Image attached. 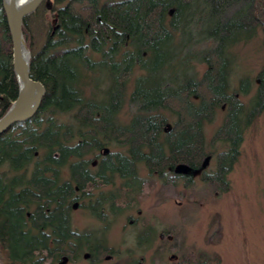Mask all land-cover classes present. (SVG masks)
Here are the masks:
<instances>
[{
	"label": "trees",
	"instance_id": "trees-1",
	"mask_svg": "<svg viewBox=\"0 0 264 264\" xmlns=\"http://www.w3.org/2000/svg\"><path fill=\"white\" fill-rule=\"evenodd\" d=\"M43 8L57 22L36 50L29 25ZM259 29L264 40V0H45L26 16L31 75L46 93L33 117L0 135V264H70L84 255L88 264H141L105 235L107 208L121 212L150 185L142 166L186 185L203 170L206 182L228 192L245 129L264 111V66L247 107L239 94L250 92L251 79L229 88L230 49ZM17 95L0 0V117ZM220 108L213 142L228 148L207 172L205 124ZM74 207L89 209L104 229L73 228ZM209 232L210 242L223 237L219 213ZM206 262L220 264L221 256L200 251L195 262L177 264Z\"/></svg>",
	"mask_w": 264,
	"mask_h": 264
},
{
	"label": "rangeland",
	"instance_id": "rangeland-1",
	"mask_svg": "<svg viewBox=\"0 0 264 264\" xmlns=\"http://www.w3.org/2000/svg\"><path fill=\"white\" fill-rule=\"evenodd\" d=\"M56 22L55 13L44 8L33 16L29 28L36 50ZM263 42L259 29L251 39L230 49L229 88L234 91L242 78L251 79L250 92L239 94L247 107L257 91V74L264 66ZM124 111L123 117L127 120L129 108ZM224 115L225 108H220L213 121L205 124L207 150L213 152L204 168L207 172L216 169L217 153L228 148L225 142H213ZM203 174V170L196 172L186 185L185 178L165 182L140 167V176L148 179L150 185L141 196L131 194V203L121 212L112 213L107 208L110 223L105 236L108 243L121 253H131L141 264L195 262L200 251L211 256L220 254V264H264V111L245 129L240 158L228 176L230 190L221 193L216 185L203 179ZM216 213L221 216L223 227V237L218 243L208 240ZM72 224L81 231L100 232L105 226L89 209L81 207H74ZM145 231L147 236L141 242L140 235ZM70 264H88V260L81 257Z\"/></svg>",
	"mask_w": 264,
	"mask_h": 264
},
{
	"label": "water",
	"instance_id": "water-1",
	"mask_svg": "<svg viewBox=\"0 0 264 264\" xmlns=\"http://www.w3.org/2000/svg\"><path fill=\"white\" fill-rule=\"evenodd\" d=\"M45 0H3L13 43V68L18 82V95L0 117V135L13 124L30 119L38 111L46 93L45 85L32 77V53L23 31L26 16L38 10ZM108 151V150H107ZM204 160L203 165L209 163ZM180 172L181 168L178 167Z\"/></svg>",
	"mask_w": 264,
	"mask_h": 264
},
{
	"label": "flooded vegetation",
	"instance_id": "flooded-vegetation-1",
	"mask_svg": "<svg viewBox=\"0 0 264 264\" xmlns=\"http://www.w3.org/2000/svg\"><path fill=\"white\" fill-rule=\"evenodd\" d=\"M82 257H85V255L84 256H82ZM86 258V257H85ZM74 262H77V261H72L71 263H74Z\"/></svg>",
	"mask_w": 264,
	"mask_h": 264
},
{
	"label": "bare ground",
	"instance_id": "bare-ground-1",
	"mask_svg": "<svg viewBox=\"0 0 264 264\" xmlns=\"http://www.w3.org/2000/svg\"><path fill=\"white\" fill-rule=\"evenodd\" d=\"M24 1V0H23Z\"/></svg>",
	"mask_w": 264,
	"mask_h": 264
}]
</instances>
